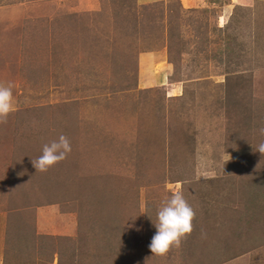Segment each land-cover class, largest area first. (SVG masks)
<instances>
[{
	"label": "rangeland",
	"instance_id": "1",
	"mask_svg": "<svg viewBox=\"0 0 264 264\" xmlns=\"http://www.w3.org/2000/svg\"><path fill=\"white\" fill-rule=\"evenodd\" d=\"M150 1L0 0V264H264V0ZM178 189L193 232L156 257Z\"/></svg>",
	"mask_w": 264,
	"mask_h": 264
},
{
	"label": "clouds",
	"instance_id": "2",
	"mask_svg": "<svg viewBox=\"0 0 264 264\" xmlns=\"http://www.w3.org/2000/svg\"><path fill=\"white\" fill-rule=\"evenodd\" d=\"M15 111L13 94L10 86H0V123H6L8 116ZM264 135V128L260 129ZM264 155V142L260 143L257 150ZM71 152V144L66 136L61 134L57 140L47 143L42 148V154L32 160L33 167L41 173L47 172L56 164L65 160ZM195 210L185 199L182 190H177L166 198L157 210L156 229L149 250L156 257H166L173 248H180L193 232Z\"/></svg>",
	"mask_w": 264,
	"mask_h": 264
},
{
	"label": "crops",
	"instance_id": "3",
	"mask_svg": "<svg viewBox=\"0 0 264 264\" xmlns=\"http://www.w3.org/2000/svg\"><path fill=\"white\" fill-rule=\"evenodd\" d=\"M190 1H192V3H194L195 4V0H181V3H183V6H184V8L186 9V10H190V9H197L199 6H192V7H190V8H186V6L184 5V3H188V5H189V2ZM157 2H164V3H166L167 2V0H151L150 2H148V3H157ZM190 4H191V2H190ZM194 7V8H193ZM147 57H153V59L155 60L156 59V61L157 60H160V59H163V54L161 55V54H159L158 53V55L157 56H155V55H153L152 53H147V54H143V53H140L139 54V60L141 61L140 63H141V65H142V67L144 66V64H145V62H146V60H147ZM158 57H160V58H158ZM144 63V64H143Z\"/></svg>",
	"mask_w": 264,
	"mask_h": 264
},
{
	"label": "trees",
	"instance_id": "4",
	"mask_svg": "<svg viewBox=\"0 0 264 264\" xmlns=\"http://www.w3.org/2000/svg\"><path fill=\"white\" fill-rule=\"evenodd\" d=\"M109 204H111V203H109ZM88 219V218H87Z\"/></svg>",
	"mask_w": 264,
	"mask_h": 264
}]
</instances>
